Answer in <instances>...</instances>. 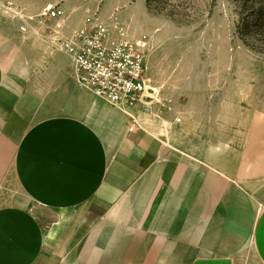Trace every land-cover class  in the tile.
<instances>
[{"label": "crops", "instance_id": "obj_1", "mask_svg": "<svg viewBox=\"0 0 264 264\" xmlns=\"http://www.w3.org/2000/svg\"><path fill=\"white\" fill-rule=\"evenodd\" d=\"M56 5L66 33L86 16L45 0L32 30L0 24V264H264V112L235 159L183 107L130 133L37 24Z\"/></svg>", "mask_w": 264, "mask_h": 264}, {"label": "rangeland", "instance_id": "obj_2", "mask_svg": "<svg viewBox=\"0 0 264 264\" xmlns=\"http://www.w3.org/2000/svg\"><path fill=\"white\" fill-rule=\"evenodd\" d=\"M44 1L0 0V24L32 30V6ZM85 1L78 18L99 10L130 35L150 38V86L183 107L187 125L206 140L215 130L211 140L227 144L235 159L252 113L264 112V0H153L151 8L147 0Z\"/></svg>", "mask_w": 264, "mask_h": 264}, {"label": "built area", "instance_id": "obj_3", "mask_svg": "<svg viewBox=\"0 0 264 264\" xmlns=\"http://www.w3.org/2000/svg\"><path fill=\"white\" fill-rule=\"evenodd\" d=\"M38 25L51 32L52 46L72 61V80L75 85L110 106L127 112L133 120L129 132L141 128L133 111L147 114H175L173 100L162 97L150 86L148 56L150 38L134 36L127 27L105 19L99 10L88 11L78 28L66 33V12L61 6H49ZM175 118V123H180Z\"/></svg>", "mask_w": 264, "mask_h": 264}, {"label": "trees", "instance_id": "obj_4", "mask_svg": "<svg viewBox=\"0 0 264 264\" xmlns=\"http://www.w3.org/2000/svg\"><path fill=\"white\" fill-rule=\"evenodd\" d=\"M147 3H148V6L151 8L152 7L153 0H147Z\"/></svg>", "mask_w": 264, "mask_h": 264}]
</instances>
